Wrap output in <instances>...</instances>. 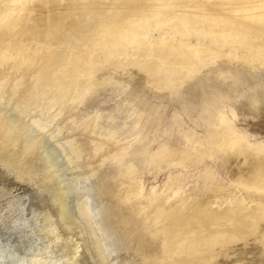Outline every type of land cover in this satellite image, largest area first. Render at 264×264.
I'll use <instances>...</instances> for the list:
<instances>
[{"label":"rangeland","instance_id":"obj_1","mask_svg":"<svg viewBox=\"0 0 264 264\" xmlns=\"http://www.w3.org/2000/svg\"><path fill=\"white\" fill-rule=\"evenodd\" d=\"M226 50L163 86L135 45L84 52L110 59L82 84L62 48L44 83L27 51L0 64V264H166L161 211L256 207L240 152L264 158V64ZM229 246L218 264H264L255 239Z\"/></svg>","mask_w":264,"mask_h":264},{"label":"bare ground","instance_id":"obj_2","mask_svg":"<svg viewBox=\"0 0 264 264\" xmlns=\"http://www.w3.org/2000/svg\"><path fill=\"white\" fill-rule=\"evenodd\" d=\"M48 3L44 7L39 0H0V64L13 59L21 65L22 53L27 51L38 68L39 83L49 79L45 68L56 65L57 57L52 55L61 48L58 58L67 63V69L59 78L72 82L78 79L81 84L95 67L110 59L85 54L89 49L112 52L135 45L152 59L146 66L162 86L168 85L171 74L186 72L190 76L208 58L224 56L225 49L233 60L264 64V0H169L170 6L165 0H49ZM169 12H174L175 18H170ZM163 17L168 20H161ZM157 28L163 33L156 39L149 36ZM177 35L184 39H177ZM3 128L0 123V139L7 140ZM227 146L228 142L222 143L223 148ZM240 153L244 156L242 183L264 192V158ZM258 201L248 211L240 202L223 212L207 206H194L191 212L161 211L157 218L160 221H155L159 224L169 220L172 226L163 224L159 231L164 236L167 257L170 255L166 264H218L217 257L227 252L231 243L248 242L251 238L261 244L264 255V195Z\"/></svg>","mask_w":264,"mask_h":264}]
</instances>
